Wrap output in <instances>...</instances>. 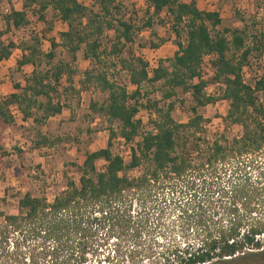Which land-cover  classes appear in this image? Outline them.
Here are the masks:
<instances>
[{"label":"trees","instance_id":"trees-1","mask_svg":"<svg viewBox=\"0 0 264 264\" xmlns=\"http://www.w3.org/2000/svg\"><path fill=\"white\" fill-rule=\"evenodd\" d=\"M21 1V11L1 17L0 40L28 25L26 11L42 22L50 10L67 29L58 43L47 41L45 54L39 36L29 35L19 46L16 70H32L22 85L13 84L12 92L0 98V125L13 126L14 109L21 123L42 127L67 108L62 94L92 89L104 100L89 103L88 109L106 121L108 136L103 149L83 154L77 184L66 180L50 203L25 193L17 201L16 215L0 212V264H85L96 250L110 247L109 242L112 249L100 259L96 255L94 264H112L118 258L127 264H226L236 257L246 259L243 264L264 261V110L258 102V97L264 100V73L251 86L241 75L251 55L258 56L264 47V35L254 32L253 22L218 31V15L197 10L195 0H145L146 15H168L176 48L171 58L158 60L148 76L147 65L131 53L123 56V50L150 27L149 17L135 27L134 14L125 16L116 0H96L95 13L75 0ZM105 32L111 33L106 48ZM163 43L138 49L156 50ZM57 48L72 64L81 52L90 65L77 89L72 87L75 72L69 64H51ZM15 49L10 40L0 41V64ZM204 56L212 58L213 68L205 79L200 70ZM40 61L46 70L37 69ZM109 68L124 74L126 85L134 90L128 93L108 74ZM209 86L219 88L217 97L206 96ZM175 90L191 102V118L184 124L170 117ZM156 92L159 100L147 98ZM219 101L227 105L223 124L238 127L240 135L230 141L220 135L199 150L204 121L197 110ZM140 110L147 112L150 128L144 133L134 119ZM116 138L132 145L125 163L110 151ZM59 142L35 130L30 143L37 150ZM13 151L22 157L18 149ZM99 161L104 164L100 172L95 169ZM135 171L136 177L128 176ZM177 190L185 191L184 199L175 197ZM156 196L164 207L141 206ZM131 199L138 205L135 212L130 211ZM159 231L164 234L157 235Z\"/></svg>","mask_w":264,"mask_h":264},{"label":"rangeland","instance_id":"rangeland-1","mask_svg":"<svg viewBox=\"0 0 264 264\" xmlns=\"http://www.w3.org/2000/svg\"><path fill=\"white\" fill-rule=\"evenodd\" d=\"M79 3H83L85 9L95 13L97 11L96 0H76ZM182 3H187L188 0H179ZM209 1V0H208ZM122 9V13L125 16L134 14V25L140 27L142 22L149 17L150 27L143 29L133 41L135 47L144 44L158 45L159 41H168L173 36L169 29H164L163 23H165V13L162 12L157 17H150V12L146 15V3L145 0H116ZM217 5L216 9L220 16V25L216 28L218 31L221 29H234L240 28L242 25L249 26L254 10L258 7L264 9V0H212V3ZM90 3V4H88ZM21 0H0V31L4 30V26L1 17L6 15L10 10L19 12L21 11ZM208 4L203 5L202 2L197 5V9H207ZM31 9H35L34 6ZM26 17L28 25L19 29L18 31H10L6 36L1 38L0 41L6 43L10 40L16 49L11 52L10 57L5 63L0 64V85L4 83L8 88L7 91L0 87V94H4L5 97L8 93L12 92V85H22L24 79L31 72V67L21 68L16 70L15 63L19 60L21 51L19 46L26 42L28 36H39L40 38V52L45 54L48 52V40L52 39L55 43L59 42V34L66 31V26L55 18L50 10H46L43 14L44 20L40 22L37 20V15L32 14L30 11H26ZM50 27L48 33H46L47 27ZM110 32H105L102 39V47H108L110 43ZM128 53H133L130 46H126L123 50V56ZM262 54V50L258 56L252 54L249 58L248 65L243 67L245 69L242 72V80L245 84L251 86L253 84V78L255 70L258 69V63ZM162 58L160 60L168 59L172 57L170 53V46L163 47L159 54ZM57 63L69 64L71 69L74 70V76L72 78V87L77 89V83L81 78L82 73L87 70L90 65L84 61L81 57V52L76 53L75 61L73 64L70 62L68 55L64 50L57 48L55 50L54 59L51 61L52 65ZM112 63V62H109ZM110 65V64H109ZM108 65V66H109ZM106 66V67H108ZM110 67V66H109ZM38 70L43 71L47 69V66L40 61ZM117 68H109L108 74L115 76L121 85L126 86L128 93H131L134 88H130L126 85L124 74L117 73ZM62 81V80H61ZM63 83V82H62ZM64 87V84H62ZM158 86V85H157ZM142 93V91H141ZM213 95L217 97L219 95V88L215 86H209L205 94ZM64 97L66 109L62 110L61 116L55 118L44 124L39 128H34L29 122L23 125L20 122V117L16 114H12L13 126L2 127L0 125V146L2 151L0 152V212L6 216H13L17 214V201L25 194H29L31 197H43L47 203H50L52 198L64 190L66 180H72L77 184L78 172L77 167L80 165L83 154L93 153L100 149H103L107 140V127L106 121L98 114L92 113L88 109L89 103L101 104L104 100V96L98 92L88 89L76 95L73 93L62 94ZM149 99L159 100V94L153 93L147 96ZM174 103L173 111L170 113L171 119L176 124H184L191 118L189 108L191 102L187 94H182L179 90H175L174 98L170 99ZM258 102L262 105L264 110V100L258 97ZM144 103V101H140ZM227 110L226 103L216 102L213 106H207L204 109L197 110V115L201 117L204 123L201 124L204 131L203 142L198 144L199 150H204L205 146L209 144V141L205 140V137L215 140L218 137L211 136L208 130L205 128L211 120L220 118L222 121L223 116ZM141 124V133L149 131L147 122V112L145 110L139 111ZM222 123L221 135L230 141L232 138H237L240 135V129L238 127H228ZM111 128L116 131V126L112 125ZM35 130L40 131V134L49 140L58 139L60 142L55 143L51 149L39 148L37 150L31 149V141L33 140V133ZM13 149H18L23 155L19 159L15 156ZM110 151L112 154L117 153L115 144L112 142ZM190 157H193V152H190ZM103 162L99 161L95 164L96 171L100 172L103 168ZM138 171L130 173L129 177H136ZM185 191L177 190L175 197L184 199ZM128 201V199H126ZM131 212H135L138 207L137 202L130 200ZM142 207H164L160 203L159 198H148L141 203ZM162 232H157L161 234ZM164 234V233H162ZM158 237V236H157ZM110 243V242H109ZM105 246V248H99L94 252L93 256L88 257L85 264H94V257L96 255L101 256L108 250L112 249ZM122 252V251H120ZM264 253V249L263 252ZM121 257V256H120ZM246 259H235L228 261L226 264H243ZM121 258H118L112 262V264H127L123 262ZM147 262L145 264H149ZM248 264H264V261L251 260Z\"/></svg>","mask_w":264,"mask_h":264},{"label":"built area","instance_id":"built-area-1","mask_svg":"<svg viewBox=\"0 0 264 264\" xmlns=\"http://www.w3.org/2000/svg\"><path fill=\"white\" fill-rule=\"evenodd\" d=\"M83 1H85V0H83ZM76 3L82 7L85 6L83 3L81 4L78 1H76ZM88 4H90V3H88ZM164 15H165V18H164L165 23H163V27H164V29L168 30L169 26H170L169 25V17L166 14H164ZM252 22L254 24V32L258 35L259 34L264 35V9L258 7L257 9L254 10ZM211 60H212V58L209 56H204L201 60L200 70L202 72V78L203 79L210 77L213 73V68L211 67V64H210ZM152 61L153 60L150 59V60H147L144 62L147 65L146 72H147L148 76H150V72L155 68L153 65L154 62H152ZM258 66H259L258 69L255 70V74H254V78H253L254 81L259 79V77L264 73V47L262 48V54H261ZM244 71H245V69L243 68L241 71V75H242V72H244ZM209 94L207 93L206 96H213V95H209ZM223 103H225V102H223ZM14 112L16 113V111L14 109H11V114ZM139 115H140V113H138L134 119L138 120L139 122H142V121H140L141 119L138 118ZM221 122L222 121L220 118H216V119L211 120L208 124H206L205 128L209 131L208 133L211 136L218 137L221 135V132H222V123ZM205 140L209 141V143H211L213 141L207 137H205ZM113 143L115 144V147L117 149V153H115L114 155L121 158V160L124 163L127 162L129 160V153H130L129 149L132 147V145H127L126 143L123 142V140H121L119 138H116L113 141Z\"/></svg>","mask_w":264,"mask_h":264},{"label":"crops","instance_id":"crops-1","mask_svg":"<svg viewBox=\"0 0 264 264\" xmlns=\"http://www.w3.org/2000/svg\"><path fill=\"white\" fill-rule=\"evenodd\" d=\"M200 2H202L203 5L208 4V8L207 9H202L200 11L209 12V13H216L218 15V17H219V20H220V16H219L220 14H219L218 10L216 9L217 5H214V2L212 3V0H209V1L208 0H195L196 8H197V5L200 4ZM165 46H170V53L172 55L175 53L176 48L172 44V39H169L168 41H166L163 44H161V46H159L156 50H150V49H146V48L138 49V47H135L134 44H132L130 48H131V50L133 52L132 53L133 56L139 57L143 62L152 59L153 60L152 62H154L153 65H154V67H156L157 61L162 58L159 54L162 51L163 47H165ZM26 67H29V66H26ZM23 68H25V67H23ZM0 87H2V89H4L5 91H7V89H8L4 83H1ZM10 93H8V94H10ZM4 97H5L4 94H2V95L0 94V98H4ZM12 114H16L19 117L17 112L16 113L14 112ZM61 114L59 116H61ZM59 116L54 117V118H50L49 120H47V122H49L51 120H54L55 118H58ZM22 124L25 125L26 122L22 123Z\"/></svg>","mask_w":264,"mask_h":264}]
</instances>
